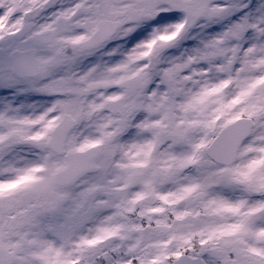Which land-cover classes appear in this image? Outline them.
<instances>
[{
	"label": "snow or ice",
	"instance_id": "1",
	"mask_svg": "<svg viewBox=\"0 0 264 264\" xmlns=\"http://www.w3.org/2000/svg\"><path fill=\"white\" fill-rule=\"evenodd\" d=\"M0 264H264V0H0Z\"/></svg>",
	"mask_w": 264,
	"mask_h": 264
}]
</instances>
